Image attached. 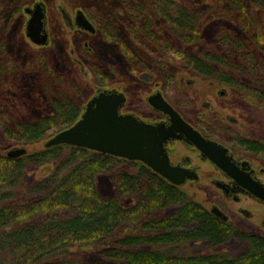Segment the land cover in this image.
I'll list each match as a JSON object with an SVG mask.
<instances>
[{
	"label": "trees",
	"instance_id": "16d2710c",
	"mask_svg": "<svg viewBox=\"0 0 264 264\" xmlns=\"http://www.w3.org/2000/svg\"><path fill=\"white\" fill-rule=\"evenodd\" d=\"M124 1L129 38L163 68L172 64L190 75L228 83L264 105V30L248 2L227 0L228 9L214 12L153 0L154 11L182 45L199 38L212 20L226 22L217 28L222 53L197 54L167 42L141 6ZM253 1L264 10V0ZM5 2L0 0V6ZM20 10L15 8L12 17ZM88 13L104 37L118 43L132 73L151 68L104 14L95 8ZM2 48L0 90L8 92L0 91V132L9 147L44 142L75 124L83 109L61 94L53 98L52 115L12 124L20 73L26 69L53 76L54 71L42 59L27 70L8 61ZM84 55L88 69L106 85L107 75L87 52ZM233 69L242 76L231 73ZM165 80L166 95L173 100L179 80L171 72ZM182 101L181 106L193 104L186 96ZM229 143L264 161V136L236 133ZM45 166L50 173L37 176ZM100 174L113 179V195L105 196L98 189ZM75 244H95L99 249L91 256L74 257L70 251ZM231 244H237L241 253L226 251ZM0 264H264V236L217 219L187 191L143 162L66 144L34 149L13 159L0 152Z\"/></svg>",
	"mask_w": 264,
	"mask_h": 264
},
{
	"label": "rangeland",
	"instance_id": "374dc122",
	"mask_svg": "<svg viewBox=\"0 0 264 264\" xmlns=\"http://www.w3.org/2000/svg\"><path fill=\"white\" fill-rule=\"evenodd\" d=\"M38 1H44L47 8V30L50 33V45H37L33 43L26 33V27L29 16L24 12V8L27 6H34ZM131 4L137 2L144 6L146 9L144 12L153 18L154 27L156 31L165 38L167 42L177 47H182L184 50L193 53H201V51H209L215 54L222 53L221 45L219 44V37L217 35V27L222 23L220 21H212L210 24L200 33V37L195 39L194 42L189 45H182L180 40L175 37L173 33L165 26L163 16H160L153 10V6H150V0H130ZM180 4L188 7H201L206 8L209 5H214V0H175ZM256 10V18L261 22L264 30V10L261 11L259 5H255L253 0H244ZM68 10L70 13L75 12L77 9L95 8L104 14L114 24L115 28L119 32V36L123 41H126L131 50L137 52L145 60L153 63L157 62L150 54L144 49L143 46L129 38V29L127 28L126 19V7L124 0H6L3 5L0 6V46L2 54L6 59L15 64L20 65L23 68L27 67V70L35 68L38 60L42 59L51 66L54 75L51 76L48 73L37 75L36 72H28L26 69L20 73L18 83L13 95H17L16 103L11 106V111L14 114L12 124L22 122H33L43 116L52 115L55 111L53 98L57 95H65L71 101L80 105L83 111L86 108L87 102L96 96L99 90L115 89L122 91L126 94L128 100L126 107L122 110L123 113L132 112L140 115L143 118L154 119L155 113L147 108L145 104H148L147 99L149 95L154 92L155 85L161 83L164 85L166 81L164 77L167 72H173L174 76L178 78L179 85H176L175 92L172 94L174 103L182 108V98L189 95L192 97V105H185L183 114L191 122H199L197 115L207 114L210 119L217 121L220 125H227L234 127L243 136H249L251 138H258L264 136V105H260L253 101L252 97H248L236 90L231 91L228 89V94L222 97L220 92L223 90L221 86L212 84L213 80L190 75L188 72L179 69V67L172 64L165 65L163 67H151L146 71H138L132 73L130 71L129 62L124 57L122 50L118 43L111 42L104 38H101L100 34L89 35L83 32L70 30L66 21L61 16L60 5ZM21 8L16 16L12 17L15 8ZM153 9V10H152ZM135 40V39H134ZM85 42H88L91 48V59L93 58L98 67L108 77L106 85L100 83V80L96 75L91 73L88 69L86 62ZM146 51V52H145ZM230 71V70H229ZM235 75L242 76L241 72H237L233 69L232 72ZM16 83V82H15ZM166 90V88H165ZM1 91V90H0ZM1 92H8L7 90ZM168 92V91H167ZM9 96L8 93H6ZM1 96V93H0ZM12 100V99H10ZM7 101H9L7 99ZM15 102V101H14ZM187 103V101H186ZM209 103L208 108L204 104ZM197 104V107L195 105ZM237 120V124L233 125L231 120ZM238 134V133H237ZM232 134H221L223 140L231 139ZM47 141V140H46ZM44 140L38 143L30 145H17L12 144L9 147V141L0 132V152L7 153L8 150L14 147L25 146L27 150L34 151V149H40L44 147ZM249 158L255 162V166L259 172L260 169L264 170V161L258 158H254L250 155ZM199 160L196 159V163ZM48 166L38 169L37 176H46L50 172L47 171ZM264 181V173L260 175ZM98 189L105 195L111 196L115 192L114 182L111 176L107 174H100L98 177ZM195 191L187 189L189 195L201 204L211 207V205L222 206L220 203L221 196L213 188L208 185H202L198 183ZM201 185V186H200ZM205 186V187H204ZM226 209L227 215L233 213L231 207L223 205ZM242 204H235L233 209H240ZM245 207V206H244ZM233 217H240L238 214H231ZM233 224L237 226V221L232 219ZM230 222V223H231ZM252 232L264 236V229L252 230ZM99 249L95 244H75L71 247L70 253L74 257H79L81 254H88L96 252ZM226 251L233 252L234 254H240L241 248L237 244H231L226 247ZM74 259V258H72Z\"/></svg>",
	"mask_w": 264,
	"mask_h": 264
},
{
	"label": "water",
	"instance_id": "95a60500",
	"mask_svg": "<svg viewBox=\"0 0 264 264\" xmlns=\"http://www.w3.org/2000/svg\"><path fill=\"white\" fill-rule=\"evenodd\" d=\"M25 12L29 14L27 37L39 46L47 45L48 32L45 28L43 3L38 2L34 7L28 6ZM79 26L91 32L95 31L93 24L84 15L79 21ZM125 102L126 95L118 90L106 88L98 91L96 96L87 102L85 110L75 124L48 138L44 147L67 144L129 161L143 162L171 184L182 185L188 179L196 180L198 175L192 170L171 165L165 144L168 140L184 139L195 145L204 157L242 184L249 193L264 201V183L254 180L250 173L246 172L249 169V162L243 163L245 170H242L229 155L227 147L207 139L192 128L173 105L166 101L161 92L150 96L148 102L157 110L168 114L170 125L165 122L147 123L134 114L122 113L121 109ZM27 153L25 146L14 147L8 150L6 156L13 159ZM213 213L224 220L228 219L219 209H213Z\"/></svg>",
	"mask_w": 264,
	"mask_h": 264
},
{
	"label": "flooded vegetation",
	"instance_id": "af4514ba",
	"mask_svg": "<svg viewBox=\"0 0 264 264\" xmlns=\"http://www.w3.org/2000/svg\"><path fill=\"white\" fill-rule=\"evenodd\" d=\"M128 1H129V3H131L130 0H128ZM167 1L171 2L172 5H174V7L176 5L185 7L184 5L180 4L178 1L177 2L175 0H167ZM38 2L43 3V8L45 11V21H46L45 28H46V32H48V30H47V25H48L47 13H48V11L46 8V3L44 1H38ZM152 2H153V0H150V6H151ZM132 4L133 5L137 4V5L141 6L144 11L146 10L144 8V6H142L141 4H139L137 2H134ZM34 6H32V7H34ZM29 7H31V6H29ZM228 7H230V6H229V2H227V0H214V5H209V7H206V8L188 7L187 9H190L191 11L199 10V9L200 10H209L210 9L214 12H220V10H222V11L226 10V9H228ZM25 8H28V6ZM25 8L23 9L24 12H25ZM59 10H61V16H62L63 20L66 21L70 30L72 29L73 31H78L81 33L83 32L84 34H89L92 36L96 35V34H100L101 38L104 40L105 37L102 34L101 30H99L98 25L96 24V22L93 19L90 18L87 7L77 9L75 12L70 13L61 4L59 7ZM145 14L147 15V13H145ZM27 15L29 16V14H27ZM83 15L86 17V19H88L93 24L95 31L91 32L90 30H87V29L79 26V21L83 17ZM147 16L150 17L149 15H147ZM151 19L153 21V18H151ZM163 20H164V18H163ZM214 20L215 21H219V20L221 21L222 20V23H226L223 21L222 18L214 19ZM214 20H212V21H214ZM221 24L218 27H220ZM112 25H113V27H115L113 23H112ZM153 27H154V22H153ZM155 31H156V28H155ZM156 32H158V31H156ZM49 42H50V33L48 32V44L45 46H49L50 45ZM85 45H86V48H88V50H89V51L85 50V52H87L88 54H91V51H90L91 48L89 47L88 42H85ZM201 60H203V58H200V61ZM167 65H169V64H167ZM148 66L156 67V68L159 66L163 67L159 63V61L155 62V63L149 61ZM169 72H167L166 74H168ZM171 74L174 75L173 72H171ZM236 76H238V75H236ZM165 78H166V75L164 77V80H165ZM213 83L222 87L223 90L220 92V95L222 97H224L225 95L228 94V89H230L231 91L236 90L238 92H241L238 89L231 87L228 83H225V82L222 83L219 80H213L212 84ZM99 91H101V90H99ZM120 92H122V91H120ZM157 92H161L163 94L166 101H168L170 104L173 105V107L176 109V111L179 112L180 115L187 122H189V124L191 125L192 128H195L198 132H200L207 139L214 141V142L216 141L219 144L223 145L224 147H227L229 155H231L233 157V161L236 162L237 165H239V167L242 170H245L243 168V163L249 162V169L246 172L250 173L251 177L254 180L261 182V183H264V181L260 177V175H262L264 173V170L260 169L258 172V170L255 166V162H253L249 158L250 155H245L242 151H240L238 148L236 149L232 144L229 143L233 138V134L238 133V135L243 136V135H241V133L239 131L235 130L234 127L232 128L231 126L218 124L217 121H213L212 119H210L207 114H204L203 116H202V114H198L197 118H198L199 122L198 123L197 122H191L190 120H188L185 117V115L182 112L185 109H187V107L185 105H183L182 108H180L179 106H177V103L175 104L174 101L170 100L166 95L164 85H162L161 83H157L155 85L154 92L151 95H149V97L156 94ZM244 95H247V94H244ZM247 96L250 97L249 95H247ZM187 98L192 100V97H190L189 95H187ZM148 99H147V102H148ZM127 100H128V98L126 96V102H125V105L122 107L121 112L126 107V105L128 104ZM144 105L147 108L150 107L149 109L152 110L153 113H155V116H153L154 119L143 118L140 115L138 116L137 114H134L132 112H129V113L134 114L138 119L140 118L141 120H143L147 123L165 122L168 125L171 124L168 114H165L161 110L160 111L157 110L150 102H148V104L144 103ZM204 105H205V107L208 108L209 103H206ZM195 107H197V104L195 105ZM129 113H124V114H129ZM229 119L231 120L233 125H236L238 122L237 120H234L231 118H229ZM226 133H229L230 135L232 134V136H231V139L225 141L222 139L221 134H226ZM243 137H246V136H243ZM165 148L167 151V155H169L171 165L178 166V167H181L183 169L186 168V169L192 170L193 172H195L198 175V178L196 180L188 179L182 185H176V184L175 185L172 184V185L178 186L180 189L184 190L185 192L187 191V189L195 191L196 186L197 187L199 186V185H197L198 183H201L202 185H206V186L208 185L209 187L216 190V192L219 193L220 196L222 195L221 196L222 198L220 200L221 201L220 203L222 204V206H220L218 204V206L217 205H211V207H207V206L202 204L204 207L209 209V211L212 213V215L214 217H216L217 219L220 218L222 221H224L226 223H230L232 221V219H234L237 221L238 227H243L244 229H247L250 232H252V230L264 229V201L262 199L260 200L259 198L254 196V194L249 193L248 190L242 184L238 183L229 174L225 173L220 167H218L217 165L212 163L207 157H204L203 153H201L200 150L195 145L185 141L184 139L183 140H179V139L168 140L165 144ZM196 159L199 160L198 161L199 163L195 162ZM188 194H189V192H188ZM235 204L236 205L242 204V207H240V209L237 208L235 210V209H233ZM223 205L230 206L231 211L232 212L234 211L233 213L238 214L240 217H233L231 215L233 213H231V214L229 213V215H227L226 209L223 207ZM215 208L219 209L221 212H223V214L225 216H227L228 219L224 220L222 217L216 216L213 213V209H215ZM231 223H233V222H231Z\"/></svg>",
	"mask_w": 264,
	"mask_h": 264
}]
</instances>
